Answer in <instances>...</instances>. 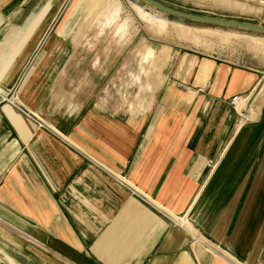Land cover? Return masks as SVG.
Instances as JSON below:
<instances>
[{
  "label": "crops",
  "instance_id": "0c3cea01",
  "mask_svg": "<svg viewBox=\"0 0 264 264\" xmlns=\"http://www.w3.org/2000/svg\"><path fill=\"white\" fill-rule=\"evenodd\" d=\"M61 1L0 0V264H264L263 89L231 106L264 72L140 43L129 75L121 2L76 33Z\"/></svg>",
  "mask_w": 264,
  "mask_h": 264
},
{
  "label": "rangeland",
  "instance_id": "374dc122",
  "mask_svg": "<svg viewBox=\"0 0 264 264\" xmlns=\"http://www.w3.org/2000/svg\"><path fill=\"white\" fill-rule=\"evenodd\" d=\"M94 1L95 0H90L87 3V0H85V5H83L84 2L82 3L81 0H62L60 4L56 6V14H71L72 18L68 21V27L77 28L76 33H86V28L88 29L91 26L95 27V25H99L94 22V24L90 25H88V23L86 25L85 23L89 20V7H98L94 6ZM119 1L122 4L120 12L118 13L119 25L129 17L131 35L134 34L130 43L128 57L129 65L127 70H129V75L130 73L135 74L139 71V55H137L136 49L140 43L149 44L153 46V50L156 51L158 49L164 50L163 54L162 51L155 54L158 59L163 58L164 54H167L166 47H170L173 50L195 52L204 56H212L218 59L228 60L237 65L250 67L264 72V33L182 19L163 13L144 4L140 0ZM155 1L173 9L194 15L264 26V0ZM134 5L140 6L153 20L160 21L149 13L156 17L164 18L172 23L181 24L185 27H193L196 31L193 32L187 30L185 27L178 28L173 25H168L167 27L162 28L161 34L157 33L155 32L157 30L151 29V27L142 20L143 18L140 16L141 19L136 14L134 11L135 9L133 10L132 8ZM114 25L116 26V24ZM261 89H263L262 92L264 93V84ZM259 92L261 93V91ZM253 117L254 115L249 118ZM5 261L6 264H8L6 259Z\"/></svg>",
  "mask_w": 264,
  "mask_h": 264
},
{
  "label": "water",
  "instance_id": "95a60500",
  "mask_svg": "<svg viewBox=\"0 0 264 264\" xmlns=\"http://www.w3.org/2000/svg\"><path fill=\"white\" fill-rule=\"evenodd\" d=\"M144 4L153 7L163 13L179 17L182 19L190 20V21H196V22H202L207 24H214L218 26H225V27H231L236 29H242V30H248V31H254L259 33H264V26L255 25L251 23H244V22H238V21H232V20H226V19H220V18H213V17H207V16H201V15H194L190 13H186L183 11H179L176 9H173L171 7L165 6L155 0H140Z\"/></svg>",
  "mask_w": 264,
  "mask_h": 264
},
{
  "label": "built area",
  "instance_id": "2783aa9c",
  "mask_svg": "<svg viewBox=\"0 0 264 264\" xmlns=\"http://www.w3.org/2000/svg\"><path fill=\"white\" fill-rule=\"evenodd\" d=\"M264 84V76L263 78L261 79V82L259 83V86L258 88L256 89V91L254 92L253 95L251 96H248V97H241V96H235L231 99V106L233 107V109L238 113V116L245 120V121H248L250 119H248L246 117V115L248 114V112H250V108L251 106L253 105V102L255 100V96L256 94L260 91L261 87L263 86ZM11 103L13 104V100L11 101ZM240 108V112H239V109ZM253 109H254V106H253ZM21 110V109H20ZM23 111V110H21ZM23 113L29 117L30 119H32L38 127H42V128H45L46 125H44V123L34 114H31V113H28L26 111H23ZM122 184L126 185L125 183L121 182ZM128 187V185H126ZM131 194H134V195H138L140 198L144 199V196L142 195H139V193L134 189V188H131V187H128ZM173 221V220H172ZM175 224L181 228H184L185 230H187L185 228V226L183 225V222L182 221H176ZM188 231V230H187ZM189 232V231H188ZM193 236L194 237H197L198 236L193 233Z\"/></svg>",
  "mask_w": 264,
  "mask_h": 264
},
{
  "label": "bare ground",
  "instance_id": "6f19581e",
  "mask_svg": "<svg viewBox=\"0 0 264 264\" xmlns=\"http://www.w3.org/2000/svg\"><path fill=\"white\" fill-rule=\"evenodd\" d=\"M101 3H102V0H96L94 2V6H101V5H103V3L102 4ZM133 7H134L135 11L143 18V20H145L146 23H149V25L151 26V29L157 30L155 32L161 34L162 33L161 32L162 31V28L167 27V24L168 23L166 21H164V20L163 21L162 20H160V21L153 20L151 17H149L145 13V11L140 6L134 5ZM175 27H177V26H175ZM166 52H167V50H166ZM164 55H166V54H164ZM238 109H239V112H240V108H238ZM250 113L251 114L248 115V117H251L252 113H254L253 107L250 108Z\"/></svg>",
  "mask_w": 264,
  "mask_h": 264
}]
</instances>
